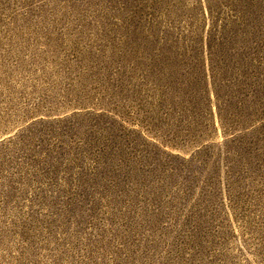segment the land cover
I'll return each instance as SVG.
<instances>
[{
    "label": "rangeland",
    "instance_id": "374dc122",
    "mask_svg": "<svg viewBox=\"0 0 264 264\" xmlns=\"http://www.w3.org/2000/svg\"><path fill=\"white\" fill-rule=\"evenodd\" d=\"M0 264H264V0H0Z\"/></svg>",
    "mask_w": 264,
    "mask_h": 264
}]
</instances>
